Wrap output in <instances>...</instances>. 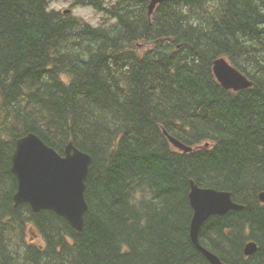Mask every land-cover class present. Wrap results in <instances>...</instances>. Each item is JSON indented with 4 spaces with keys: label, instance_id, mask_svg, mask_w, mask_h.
<instances>
[{
    "label": "trees",
    "instance_id": "1",
    "mask_svg": "<svg viewBox=\"0 0 264 264\" xmlns=\"http://www.w3.org/2000/svg\"><path fill=\"white\" fill-rule=\"evenodd\" d=\"M55 1L0 0V264H210L190 238L191 182L243 206L209 218L201 245L264 264V0H168L152 15L151 0H73L98 27ZM221 58L252 87L225 89ZM30 133L92 157L81 231L15 205L12 155Z\"/></svg>",
    "mask_w": 264,
    "mask_h": 264
},
{
    "label": "water",
    "instance_id": "2",
    "mask_svg": "<svg viewBox=\"0 0 264 264\" xmlns=\"http://www.w3.org/2000/svg\"><path fill=\"white\" fill-rule=\"evenodd\" d=\"M166 1L168 0H151L149 14L152 15L156 6ZM64 13L68 14L70 11L66 10ZM213 70L218 82L227 90L241 91L253 85L224 58L215 61ZM164 134L180 151L193 150L166 131ZM92 163V157L78 149L73 142L66 145L62 155L36 134L30 133L19 138L16 140L11 166L18 182V190L14 195L15 205L29 204L36 214L45 210L53 211L74 230L81 231L88 210L85 192ZM190 187L189 199L193 209L190 224L192 243L210 264H226L201 245L200 230L209 218L242 210L243 206L235 203L229 192L200 188L194 182L190 183ZM259 200L264 204V191L259 194ZM257 249V244L250 242L245 247V255L250 257Z\"/></svg>",
    "mask_w": 264,
    "mask_h": 264
},
{
    "label": "rangeland",
    "instance_id": "3",
    "mask_svg": "<svg viewBox=\"0 0 264 264\" xmlns=\"http://www.w3.org/2000/svg\"><path fill=\"white\" fill-rule=\"evenodd\" d=\"M72 3L73 0H57L52 3L51 8L63 12L70 9ZM72 14L76 17L83 18L96 27L101 26L103 23V16L91 7L76 6L73 8Z\"/></svg>",
    "mask_w": 264,
    "mask_h": 264
},
{
    "label": "bare ground",
    "instance_id": "4",
    "mask_svg": "<svg viewBox=\"0 0 264 264\" xmlns=\"http://www.w3.org/2000/svg\"><path fill=\"white\" fill-rule=\"evenodd\" d=\"M244 253H245V251H244Z\"/></svg>",
    "mask_w": 264,
    "mask_h": 264
}]
</instances>
